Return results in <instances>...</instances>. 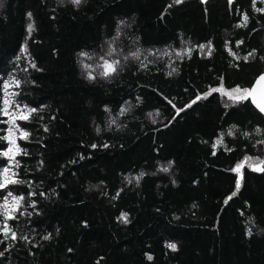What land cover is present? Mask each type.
<instances>
[{"label":"trees","instance_id":"16d2710c","mask_svg":"<svg viewBox=\"0 0 264 264\" xmlns=\"http://www.w3.org/2000/svg\"><path fill=\"white\" fill-rule=\"evenodd\" d=\"M261 8L0 0V110L9 84L18 125L0 113V173L23 181L0 189L16 234L0 232V264H264V171L247 164L238 192L233 171L264 160V117L205 97L264 73ZM102 56L120 61L110 76Z\"/></svg>","mask_w":264,"mask_h":264},{"label":"snow or ice","instance_id":"6c2138e0","mask_svg":"<svg viewBox=\"0 0 264 264\" xmlns=\"http://www.w3.org/2000/svg\"><path fill=\"white\" fill-rule=\"evenodd\" d=\"M71 2L73 4L79 5L81 3V0H71ZM175 2L176 3H180L181 0H175ZM230 2H231V0H230ZM254 3H255V0H254ZM257 11H264V8L257 9ZM247 19H248V17H247V15H245L244 16L245 22L247 21ZM31 31H32V26L30 25L29 26V32H31ZM201 47L202 48L209 47L208 54L211 55L210 46H201ZM190 51H191V49L188 50V53H190ZM114 52H115V49L113 48L109 52V55H112ZM232 54L235 55V53H232ZM81 55H85L86 56L87 53H82ZM132 55L133 56H137L138 54L137 53H132ZM178 55H182V53H178ZM249 55H251V53ZM245 59H247V57H245ZM100 60L102 61V63L98 66L101 69L100 75H102V76H110L111 74H113V73H115L117 71V66L120 63L119 60H108V59H105L103 56L100 57ZM32 66L35 67L34 64ZM86 67L90 68L91 66H86ZM88 78L89 79H95V76L92 74L91 71H89V73H88ZM262 82H264V74H262L261 76H259L257 78V80L255 81V83L252 85L251 88L241 89V88L237 87V88L232 89L231 92H223L222 94L227 95L229 97V99H235L236 98L233 94H238L240 99H247L249 97H252L253 104H255L256 107L259 108V110L261 112H264V105H262L260 103H257V101H256V99H255V97L253 95L257 91L258 88L264 89V83H262ZM14 83L16 84V86H19V81H14ZM8 87H9V84H5L4 85V89H5V92H6V97L4 99V108L2 110H0V113H2L3 115H6V116H10L11 117L10 123H12L14 127L18 128V125L15 124V119L17 117L14 116L12 113H10L8 111V108H9V106H10V104L12 102L7 97L11 96V95H14L13 93H8L7 92ZM222 90H223V84H221L220 88H214V89H211L210 92L205 93V97L207 95H211L212 92H219V91H222ZM197 99H200V97H197ZM193 103H195V101H193ZM15 107L20 110L18 115H19V118L23 119V120L28 119V116L31 113L37 111L36 109H28L26 105L23 106V108H21V106L19 104H16ZM25 110H26L27 114H23V113H25ZM179 111H181V110L177 109V113H179ZM122 112H123V110H122ZM12 131H13V129L9 128V130H8L9 135L12 134ZM20 131H21V135L24 138H27V136L29 134L27 132H24L23 130H20ZM231 134L232 133L230 131L229 135H231ZM5 139H7V137H5ZM220 142L221 141H217V143H220ZM261 143H264V141H261ZM93 147H95V145H93ZM2 154L4 156H8L9 152H4ZM245 163H247L250 168H253V170L264 171V167H261V166H264V160H259V158H256V161L252 162V158L251 157H247V156L244 157V160L241 163L236 165V167L233 169V171L239 172V170L244 166ZM254 163L256 165H258V166L254 167ZM16 166L17 167L19 166L18 162L16 163ZM162 170L163 171H168V168L165 167ZM8 173H9V169L8 168L3 169V172L0 173V175H2V177H3V179L0 180V189L5 188L9 183H23V181H17V180L10 179ZM13 175H15V174L13 173ZM137 179H139V177H137ZM239 189H240V180H237L236 192H238ZM236 192H234L232 195L234 196L236 194ZM8 196L12 197V200L15 201L16 205H19V202L24 199L23 196H19V197L12 196L11 192L8 193ZM229 199H231V196L229 197ZM225 203H227V200L225 201ZM8 204H9V200H8L7 197L4 198V203L0 204V216L4 217L3 228H0V232H3V234L6 237L8 236V233L11 232V229L8 226V220L9 219H15V216L11 215L9 210H8ZM13 210L14 211H19V208L18 207H14ZM21 214H24V213H21ZM122 219H124L126 221L127 220L126 215L122 216ZM11 238L12 239L16 238L15 232H11ZM45 238L47 239L48 237H45ZM24 239H27V237H24ZM169 247L172 248V249H175L176 245L175 244H170Z\"/></svg>","mask_w":264,"mask_h":264},{"label":"rangeland","instance_id":"374dc122","mask_svg":"<svg viewBox=\"0 0 264 264\" xmlns=\"http://www.w3.org/2000/svg\"><path fill=\"white\" fill-rule=\"evenodd\" d=\"M182 1V0H181ZM223 92H231V91H228V90H225L223 88L222 91H219L217 92L223 99L226 103L230 104V105H233V104H237V103H240L241 101H243L244 99H240L238 94H233L236 98L235 99H229V97L225 94H222ZM247 165V163L244 164V166L239 170L238 174H239V180H240V184L242 182V172H243V169L245 168V166ZM261 167H264V166H261ZM256 171V170H254ZM257 172H261V171H257Z\"/></svg>","mask_w":264,"mask_h":264},{"label":"water","instance_id":"95a60500","mask_svg":"<svg viewBox=\"0 0 264 264\" xmlns=\"http://www.w3.org/2000/svg\"><path fill=\"white\" fill-rule=\"evenodd\" d=\"M262 83H264V82H262ZM253 95H254L257 103H260V104L264 105V89L258 88L257 91ZM247 99H248V101L251 102V104L253 105V107L264 117V112H261L259 110V108H257L256 105L253 104L252 97H249Z\"/></svg>","mask_w":264,"mask_h":264}]
</instances>
